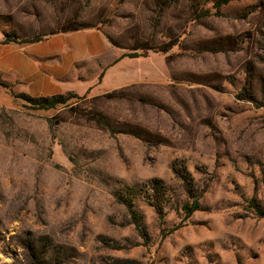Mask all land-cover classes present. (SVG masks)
Here are the masks:
<instances>
[{
	"label": "rangeland",
	"instance_id": "obj_1",
	"mask_svg": "<svg viewBox=\"0 0 264 264\" xmlns=\"http://www.w3.org/2000/svg\"><path fill=\"white\" fill-rule=\"evenodd\" d=\"M217 1L0 0V45L81 26L139 56L47 111L0 75V264H264V0Z\"/></svg>",
	"mask_w": 264,
	"mask_h": 264
},
{
	"label": "crops",
	"instance_id": "obj_2",
	"mask_svg": "<svg viewBox=\"0 0 264 264\" xmlns=\"http://www.w3.org/2000/svg\"><path fill=\"white\" fill-rule=\"evenodd\" d=\"M122 55L99 30L58 32L37 43L0 45V75L19 79L23 92L32 97L80 93L75 85L83 88L81 93L94 92L95 83H86L91 69L97 71L99 84L108 72L129 63ZM81 67L86 71L76 70ZM127 80L122 76L117 83Z\"/></svg>",
	"mask_w": 264,
	"mask_h": 264
},
{
	"label": "trees",
	"instance_id": "obj_3",
	"mask_svg": "<svg viewBox=\"0 0 264 264\" xmlns=\"http://www.w3.org/2000/svg\"><path fill=\"white\" fill-rule=\"evenodd\" d=\"M228 1L229 0H218L215 3V7H219L221 5H224ZM82 29H86V28H83L81 26H77V27H74L72 29L60 30L59 32L78 31V30H82ZM27 43H30V42H27ZM164 51H167V50H164ZM122 57H127V58L133 59V58H138L139 56H136V55H131V56L130 55H122ZM71 96L74 97V98L77 97L76 95H71ZM27 99L31 100V98H28V97H27ZM32 102H33L32 103V107H33L32 109H34V110H45V111L53 109L57 105L64 103V101L62 100V96L61 95L53 96V97H50L49 99L39 98L38 100H33ZM152 183L154 184L155 192L158 191L159 187L156 186L157 183H159L158 180H155V182L153 181ZM189 195H192V194L189 192ZM192 198H193V202L191 204L186 203L182 207L183 211L187 215H190V214L200 210V203H199L200 196H192ZM146 199H147L146 201H147L148 205L151 208H153V210L156 213L157 217L160 220H162L164 218L165 212H164V208H163V204H162L161 199L158 198V197H155V196H150L149 198H146ZM126 206L128 208V214L130 216V223H132L137 230H140L141 229V224H140L141 220H140V217L136 214V212L132 208V203H128ZM250 207L256 213H258V215L260 217H264V210H262L260 208V205L254 199H252L250 201ZM32 264H47V262L45 261L44 258L35 256V258L32 261ZM121 264H140V263H137L135 261L127 260V261H123Z\"/></svg>",
	"mask_w": 264,
	"mask_h": 264
}]
</instances>
